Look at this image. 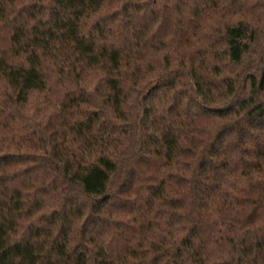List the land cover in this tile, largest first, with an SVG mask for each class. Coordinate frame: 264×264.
<instances>
[{"label": "trees", "instance_id": "trees-1", "mask_svg": "<svg viewBox=\"0 0 264 264\" xmlns=\"http://www.w3.org/2000/svg\"><path fill=\"white\" fill-rule=\"evenodd\" d=\"M0 264H264V0H0Z\"/></svg>", "mask_w": 264, "mask_h": 264}, {"label": "rangeland", "instance_id": "rangeland-1", "mask_svg": "<svg viewBox=\"0 0 264 264\" xmlns=\"http://www.w3.org/2000/svg\"><path fill=\"white\" fill-rule=\"evenodd\" d=\"M42 98H37V102L39 101V100H41ZM39 103V102H38Z\"/></svg>", "mask_w": 264, "mask_h": 264}]
</instances>
